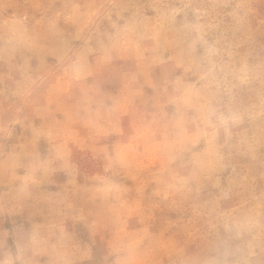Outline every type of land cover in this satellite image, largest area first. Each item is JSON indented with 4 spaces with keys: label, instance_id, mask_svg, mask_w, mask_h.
Instances as JSON below:
<instances>
[{
    "label": "rangeland",
    "instance_id": "rangeland-1",
    "mask_svg": "<svg viewBox=\"0 0 264 264\" xmlns=\"http://www.w3.org/2000/svg\"><path fill=\"white\" fill-rule=\"evenodd\" d=\"M0 264H264V0H0Z\"/></svg>",
    "mask_w": 264,
    "mask_h": 264
}]
</instances>
